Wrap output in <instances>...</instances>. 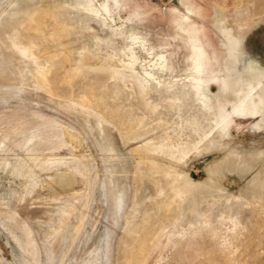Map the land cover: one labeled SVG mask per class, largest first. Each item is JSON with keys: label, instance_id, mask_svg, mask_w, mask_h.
<instances>
[{"label": "rangeland", "instance_id": "374dc122", "mask_svg": "<svg viewBox=\"0 0 264 264\" xmlns=\"http://www.w3.org/2000/svg\"><path fill=\"white\" fill-rule=\"evenodd\" d=\"M88 1L0 0V264H125L124 249L142 251L136 264H264V105L257 115L234 117L229 132L222 122L200 143L222 120L220 110L231 111L242 79L256 84L244 76L248 61L264 70V0L198 1L229 73L227 92L211 86L224 101L213 97L209 110L184 95L171 101L158 84L181 88L179 40L165 41L174 71L153 68L150 46L160 53L179 0H150L147 19L133 28L148 35L145 47L131 40L129 23L119 29L126 10L96 17L84 8ZM16 5L65 9L74 61L62 62L57 75L66 85L64 74L80 59L93 73L74 77L71 90L49 88L36 71H50L48 64L12 45L15 31L23 43L30 36L18 26L22 15H12ZM100 68L108 71L94 73ZM96 75L106 106L76 102ZM221 161L227 164L218 168ZM164 170L190 179L193 190L179 198L181 187L170 190Z\"/></svg>", "mask_w": 264, "mask_h": 264}, {"label": "bare ground", "instance_id": "6f19581e", "mask_svg": "<svg viewBox=\"0 0 264 264\" xmlns=\"http://www.w3.org/2000/svg\"><path fill=\"white\" fill-rule=\"evenodd\" d=\"M198 1L203 2L204 0H179L178 4L180 7L169 9V20H167L172 26L174 33L172 32L167 35V38L164 35L162 36V40L160 41L159 46H157L160 51L159 54L154 53V46H150L149 53L151 55L154 54L156 57V64L153 65V68L156 71L160 73L165 71L173 72L175 67L172 62V58H170V54H168L165 49V41H167L168 38L174 41L179 40L186 49V53L183 57V60L186 63L183 70L185 75L181 83V88L177 92L174 91V88L176 86L175 82L177 81H158V84L164 86L166 92H172L171 101H180V95H184L187 97V99H194L193 101H195L203 109L209 110L212 109L211 99L213 97H217L216 99L218 100L219 106H221V102L224 101L220 95L213 96L211 94V86L213 84L221 85V87L224 88L223 92H227V78L229 73L227 71H224L221 67L220 49H218L214 45L211 38L209 37L207 18L203 14L204 8L198 3ZM149 3L150 0H103L100 3L94 4L93 0H89L84 4V8L90 11L92 14H95L96 17L101 15L102 13H105V15H111V12H115L116 10H126L127 16L125 17L123 24L119 27V29L122 30V28L125 27L127 23H129L132 31V33L129 34L131 40H139L145 47L147 45L148 35L146 34L137 36L138 34H134L133 28L138 25V22L147 19ZM79 5L83 4L79 3ZM12 15H22V19L18 23V26H25L30 35L25 40L26 42L23 43L21 42V37L17 35V32L15 31L13 33V41H15L16 39L17 43L12 42V45L17 48L18 52L22 56L34 61L36 64L39 62V60H43L48 64L50 71L45 72L46 68H39L37 67V65L36 71H38L39 77L43 82L47 84L49 88L57 91L65 86L66 89L71 90V81L74 77L78 75L81 76L93 73L94 69L91 66H87L89 63L86 65L83 60L80 59L75 64L74 68L66 71V73L64 74L63 78H68L66 81V85H64L65 83H62V79L57 75L63 68V65L61 64L62 62L65 64L72 62V60L74 61L75 48L72 40L73 38H71V36L69 35L70 30L65 18V9L61 8L52 10L51 8L49 9L43 6H39L33 9L32 5H30L27 9L22 10L19 5H16L14 8H12ZM212 25L216 26L215 23H212ZM20 42L21 44H18ZM43 48H47L48 50H42ZM37 52H40L41 56H37ZM238 53L240 57H244L242 51ZM106 71H108V69L100 68L94 73ZM146 76L148 78L155 79L154 74L151 72H146ZM244 76H250V78L255 79L256 84L251 85L250 81L242 79L239 97L232 105L231 111L226 112L224 110H220V118L222 120H215L214 128L209 132L207 136H205L204 139L201 140L200 143L211 137V135L216 132L217 128H219L222 122L228 121V124L226 123L227 125L225 129L227 132H229L231 126L236 125L234 117H247L249 115L253 116L255 114L257 115V111L259 109L261 110V106L264 105V70L254 62L248 61L247 71ZM142 82L141 86L142 89H144L146 86L145 84L148 82V80L146 78H143ZM103 86V81L100 80L97 75L96 77L94 76L93 82L86 85L85 89L82 91V95L79 96V99L76 102H80L87 106H106V103L98 96L100 91L99 89H102ZM105 87L108 86L106 85ZM117 88L118 87H115L114 90H119V88ZM95 90H97L98 92L96 93ZM259 90L260 92L257 93V91ZM128 127L129 125L126 126V128ZM146 148L149 151L160 150L158 146H153L150 143L146 144ZM195 151L198 155H200V151L198 149H196ZM225 163L226 162L221 161L216 165L218 168L225 167L227 164ZM162 172L164 175L170 176L172 178V181L170 183V190L173 189V187L176 185L181 187V190H178V192L181 193L179 198L182 199L184 196L189 194L191 190H193L195 185L187 177L184 176L181 178L172 170H164ZM214 172L215 169L213 168L209 170L210 175ZM250 183H253V181H251ZM164 206L166 205H163V207ZM160 215H162V213ZM132 232L133 230H131L128 235H131ZM139 247H137L136 250ZM123 253L124 256H126L125 264H136L137 262L139 263V260H141V255L143 259L145 257L143 256L144 254H142V251L139 249L134 252L132 256L127 254L125 249L123 250Z\"/></svg>", "mask_w": 264, "mask_h": 264}]
</instances>
